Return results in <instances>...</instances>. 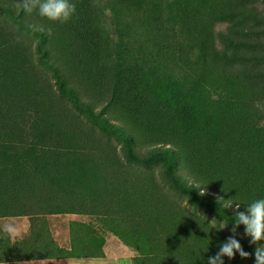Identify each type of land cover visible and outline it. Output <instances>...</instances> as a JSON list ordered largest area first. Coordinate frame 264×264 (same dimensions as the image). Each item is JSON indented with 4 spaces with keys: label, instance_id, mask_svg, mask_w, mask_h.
<instances>
[{
    "label": "trees",
    "instance_id": "1",
    "mask_svg": "<svg viewBox=\"0 0 264 264\" xmlns=\"http://www.w3.org/2000/svg\"><path fill=\"white\" fill-rule=\"evenodd\" d=\"M0 0V262L105 255L91 222L61 247L48 216H94L133 264H208L228 233L184 203L264 198V0H72L66 23ZM219 24H227L217 31ZM223 257L255 264L256 246Z\"/></svg>",
    "mask_w": 264,
    "mask_h": 264
},
{
    "label": "rangeland",
    "instance_id": "2",
    "mask_svg": "<svg viewBox=\"0 0 264 264\" xmlns=\"http://www.w3.org/2000/svg\"><path fill=\"white\" fill-rule=\"evenodd\" d=\"M258 7L260 10L264 11V4H259ZM226 27H227V24H219L216 30L224 31ZM180 172L183 176H185L189 180V185L191 188H193L194 192L204 193L201 200L208 204V206H203V205L194 206L193 204L190 205L188 202L187 203L185 202L184 205H186V207L189 210L193 212L195 211L196 213L201 214L202 217L209 220L211 224L217 228H220L222 225H226L224 228H222V230L228 233H231L233 235L232 229L235 226L234 224L235 214L237 211H245V210L240 206L237 209L236 204L229 202L228 200H226L225 198H223L222 196L216 193L210 192L208 190L201 191L198 188L199 184H196L191 179L189 174H186L185 171H180ZM66 215H70V214H66ZM66 215H61L63 216L61 219V224H64L67 222V221H63L67 219ZM71 215H77L76 217H73V218H78V220H83L86 223L91 222L93 225L96 226V229L98 230V232L102 236L105 237L106 239L105 249L108 252V259L106 261H109V262L104 261L103 264H133V258L136 257L138 254L137 251L125 245L118 237L113 235L111 232L107 231L102 226L101 222L97 218H95L94 216H87V215H80V214H71ZM27 229H28V223L26 221V227L24 229V232L27 231ZM54 230L56 233H59L61 230L63 233L67 234V229L65 227L60 228V230L59 229L57 230L54 229ZM235 236L246 243H251V237L246 235L245 228L243 225H240L239 228H237ZM58 238L59 239L63 238V234H59ZM11 240L12 242H15L17 241V238L15 237V240H13L11 236ZM63 241L64 240H62V242ZM65 244L70 246L71 248V245L69 242L64 243V245ZM261 244L264 245V241H260L253 245L258 247Z\"/></svg>",
    "mask_w": 264,
    "mask_h": 264
},
{
    "label": "clouds",
    "instance_id": "3",
    "mask_svg": "<svg viewBox=\"0 0 264 264\" xmlns=\"http://www.w3.org/2000/svg\"><path fill=\"white\" fill-rule=\"evenodd\" d=\"M22 8L26 13L37 10L41 17L53 22L66 23L76 13V5L72 0H18L15 5ZM203 195L204 193L201 192ZM237 209L239 205L236 206ZM235 226L232 229L233 235L222 242L219 251L208 258V264H224L223 257L235 258L239 252L242 258H248L252 253L246 252L235 233L240 225L245 228L246 235L251 237V243L256 244L264 241V198H259L247 204L246 211H237L234 219ZM226 225H222L220 229ZM255 264H264V245L255 249Z\"/></svg>",
    "mask_w": 264,
    "mask_h": 264
},
{
    "label": "crops",
    "instance_id": "4",
    "mask_svg": "<svg viewBox=\"0 0 264 264\" xmlns=\"http://www.w3.org/2000/svg\"><path fill=\"white\" fill-rule=\"evenodd\" d=\"M66 215V214H63ZM67 219L63 221H67L64 224H61V219L63 216L61 215H50L48 216V224L50 227V230L52 231L56 241L60 244L61 247H65L67 249H70V246L64 245V243L69 242L70 243V223L72 221H82L78 220L76 217L77 215H66ZM26 221L28 223V229L24 232V229L26 227ZM61 224V225H60ZM31 222L30 218L28 216H13V217H2L0 218V229L4 231L10 232L13 240H15V237L17 240H21L24 237H26L30 232ZM65 227L67 229V234L63 233L60 228ZM54 229H59L60 232L56 233ZM59 234H63V238H58ZM17 235V236H15ZM68 235V236H67ZM62 240H64L62 242ZM71 245V243H70ZM106 246V245H105ZM105 255L103 257H95V258H74V257H66V258H59V259H37V260H25V261H19V262H8V263H1L0 264H103L104 261L108 259V252L106 251L104 247ZM109 262V261H106Z\"/></svg>",
    "mask_w": 264,
    "mask_h": 264
}]
</instances>
